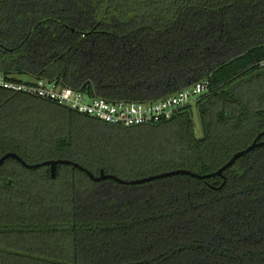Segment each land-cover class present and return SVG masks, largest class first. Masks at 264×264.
Here are the masks:
<instances>
[{
  "label": "trees",
  "instance_id": "1",
  "mask_svg": "<svg viewBox=\"0 0 264 264\" xmlns=\"http://www.w3.org/2000/svg\"><path fill=\"white\" fill-rule=\"evenodd\" d=\"M0 75L140 104L207 81L138 126L0 88V158L123 180L213 174L264 141V0H0ZM0 264H264V145L221 176L140 184L8 158Z\"/></svg>",
  "mask_w": 264,
  "mask_h": 264
},
{
  "label": "built area",
  "instance_id": "2",
  "mask_svg": "<svg viewBox=\"0 0 264 264\" xmlns=\"http://www.w3.org/2000/svg\"><path fill=\"white\" fill-rule=\"evenodd\" d=\"M0 88L34 95L69 108L82 115L91 116L110 124L138 126L170 119L179 109L193 104L209 90L207 81L194 84L166 100L151 103H110L101 98H90L86 94L65 88L61 84L39 80L35 84L14 83L0 75Z\"/></svg>",
  "mask_w": 264,
  "mask_h": 264
},
{
  "label": "water",
  "instance_id": "3",
  "mask_svg": "<svg viewBox=\"0 0 264 264\" xmlns=\"http://www.w3.org/2000/svg\"><path fill=\"white\" fill-rule=\"evenodd\" d=\"M264 145V141L262 142H258V139L255 140L247 149L240 151L238 153H236L231 159L230 161L225 164L222 168H220L216 173L213 174H208V175H199L196 173H193L191 171L188 170H176V171H171V172H165L162 174H158V175H154V176H150V177H146L143 179H138V180H123L120 179L116 176L113 175H107L104 173V171H101L100 176H95L94 174H92L90 171H88L87 169L83 168L82 166H80L77 163H74L72 161L69 160H48L45 162H41V163H37V164H27L20 156H18L17 154L13 153V152H9L7 154H5L4 156H2L0 158V165L7 160L8 158H15L17 159L19 162H21L24 166H26L27 168L30 169H34V168H39L42 166H50L51 168V174L53 178H56L57 176V166L58 164H71L81 170H84L85 172H87V174L95 181H101V180H105V179H113L121 184H140V183H144V182H150L152 180L155 179H159V178H163V177H169L172 175H176V174H187V175H191L200 179H205V178H210L214 175H219L221 176L222 173L230 166H232L234 164L235 161H237L241 156L245 155L246 153H249L251 151H253L254 149H256L259 146Z\"/></svg>",
  "mask_w": 264,
  "mask_h": 264
},
{
  "label": "rangeland",
  "instance_id": "4",
  "mask_svg": "<svg viewBox=\"0 0 264 264\" xmlns=\"http://www.w3.org/2000/svg\"><path fill=\"white\" fill-rule=\"evenodd\" d=\"M195 123H196L197 129H199V119L197 115H195Z\"/></svg>",
  "mask_w": 264,
  "mask_h": 264
}]
</instances>
